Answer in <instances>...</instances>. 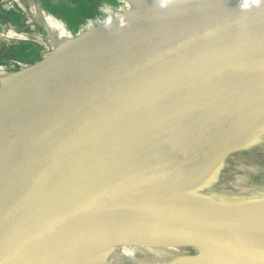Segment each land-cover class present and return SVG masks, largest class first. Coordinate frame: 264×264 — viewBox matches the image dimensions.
Wrapping results in <instances>:
<instances>
[{"label": "water", "instance_id": "obj_1", "mask_svg": "<svg viewBox=\"0 0 264 264\" xmlns=\"http://www.w3.org/2000/svg\"><path fill=\"white\" fill-rule=\"evenodd\" d=\"M242 3L177 0L119 35L102 23L3 69L0 264H102L113 241L179 247L185 264L264 252L263 234L237 227L264 211L194 226L159 205L216 188L219 175L187 182L193 149L231 112L264 106V4ZM235 132L214 165L250 127ZM108 172L128 176L112 198L95 185Z\"/></svg>", "mask_w": 264, "mask_h": 264}, {"label": "bare ground", "instance_id": "obj_2", "mask_svg": "<svg viewBox=\"0 0 264 264\" xmlns=\"http://www.w3.org/2000/svg\"><path fill=\"white\" fill-rule=\"evenodd\" d=\"M30 14L41 23L40 14L34 5L30 7ZM131 23L133 22L131 21ZM46 27L50 29V27ZM129 30L127 29V31ZM48 32L49 35L46 36L47 39L44 42L52 48H57L61 42L52 38L53 33L51 30ZM263 124L264 106L240 108L225 116L218 126L210 131L207 141L193 149V158L185 173L189 185L194 186L199 184L200 178H204L208 174L211 175L210 179L217 178L220 174V181L215 184L219 186L211 190H205L204 194L176 196L161 202L159 205L170 211L187 213L190 217L194 216L193 218L197 220L194 226L225 218L245 217L263 213L264 165H259L254 160L246 159L244 156L246 147L257 143L259 137L264 135ZM240 127H250V132H246L243 136L236 138L235 147H233L235 149L226 155L222 162H217L214 165L211 159L219 144L229 134L236 133L235 131ZM259 153L264 154V144L260 145ZM232 173H236L237 175L230 178V174ZM104 176H106L107 181L103 180L102 182L99 180L95 185L99 186V188L110 186L112 188L110 191L111 198L128 178V176L110 172L104 173ZM206 184L208 183L203 185ZM81 185L84 187L86 183L82 182ZM96 197L98 198L99 195H96ZM190 219L182 217L178 220L177 224L188 223L186 221ZM173 223L175 222L169 221L164 224L169 225ZM237 227L254 229L258 234L264 235V221ZM112 243L113 251L102 264H185L190 260L187 252H183L182 248L170 245L138 244L119 241H113ZM173 257L178 258L175 263L172 261ZM210 263L264 264V252L252 249L246 257L239 258L234 262H231V256H226L221 259L214 257Z\"/></svg>", "mask_w": 264, "mask_h": 264}, {"label": "rangeland", "instance_id": "obj_3", "mask_svg": "<svg viewBox=\"0 0 264 264\" xmlns=\"http://www.w3.org/2000/svg\"><path fill=\"white\" fill-rule=\"evenodd\" d=\"M175 1L123 0V4L118 6L114 0H0V78L5 79L7 74L3 69L13 70V63H30L50 52L51 49L44 42L50 30L52 38L60 44L106 22L113 23L111 33L119 35L127 29L150 22ZM31 5L37 8L41 23L30 14ZM262 144L264 135L259 137L257 143L246 147L245 158L264 165V154L259 153ZM236 175L232 173L230 178Z\"/></svg>", "mask_w": 264, "mask_h": 264}, {"label": "clouds", "instance_id": "obj_4", "mask_svg": "<svg viewBox=\"0 0 264 264\" xmlns=\"http://www.w3.org/2000/svg\"><path fill=\"white\" fill-rule=\"evenodd\" d=\"M262 4H264V0H243V3L241 5L242 8L244 9H249L252 6H261Z\"/></svg>", "mask_w": 264, "mask_h": 264}, {"label": "crops", "instance_id": "obj_5", "mask_svg": "<svg viewBox=\"0 0 264 264\" xmlns=\"http://www.w3.org/2000/svg\"><path fill=\"white\" fill-rule=\"evenodd\" d=\"M116 2V0H114Z\"/></svg>", "mask_w": 264, "mask_h": 264}]
</instances>
